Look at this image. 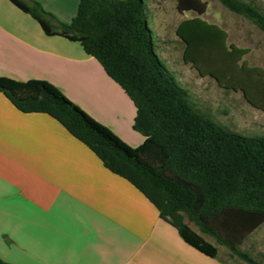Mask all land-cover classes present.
<instances>
[{
    "label": "trees",
    "instance_id": "obj_1",
    "mask_svg": "<svg viewBox=\"0 0 264 264\" xmlns=\"http://www.w3.org/2000/svg\"><path fill=\"white\" fill-rule=\"evenodd\" d=\"M10 1L46 35L78 42L101 64L135 104L134 129L145 141L129 145L49 81L0 77V92L20 111L61 123L108 170L143 193L192 247L218 258L222 246L231 260L264 264L241 248L264 224V135L243 136L197 108L155 50L145 0H80L71 23L59 21L38 1ZM218 1L264 33V10L254 1ZM177 9L203 15L207 3L177 0ZM177 33L187 64L222 87L243 92L264 111V69L243 61L247 49L228 48V33L200 16L183 20ZM0 264L12 263L0 258Z\"/></svg>",
    "mask_w": 264,
    "mask_h": 264
},
{
    "label": "crops",
    "instance_id": "obj_2",
    "mask_svg": "<svg viewBox=\"0 0 264 264\" xmlns=\"http://www.w3.org/2000/svg\"><path fill=\"white\" fill-rule=\"evenodd\" d=\"M35 1L63 23H71L80 2ZM0 77L49 81L129 145L145 141L134 129L135 104L101 64L78 42L46 35L10 0H0ZM221 247L212 258L189 245L143 193L108 170L61 123L44 113L20 111L0 92L2 260L227 264Z\"/></svg>",
    "mask_w": 264,
    "mask_h": 264
},
{
    "label": "rangeland",
    "instance_id": "obj_3",
    "mask_svg": "<svg viewBox=\"0 0 264 264\" xmlns=\"http://www.w3.org/2000/svg\"><path fill=\"white\" fill-rule=\"evenodd\" d=\"M203 1L207 3V11L199 15L197 12L180 13L177 0H145V20L151 30L155 50L177 83L189 91L197 108L209 112L215 122L243 136H262L264 111L255 108L243 92L226 89L212 76H202L191 64H187L184 60L185 43L177 30L183 20L200 16L228 33V48L234 45L248 50L243 58L247 65L262 69L264 33L250 20L229 11L218 0ZM252 1L264 10V0ZM190 225L198 230L192 223ZM221 248L226 251L225 259L242 264L238 259H229L228 250ZM241 248L255 259L264 261V224L249 236Z\"/></svg>",
    "mask_w": 264,
    "mask_h": 264
}]
</instances>
